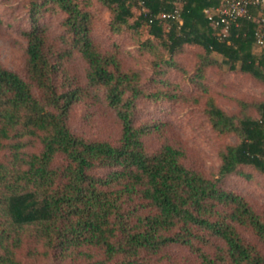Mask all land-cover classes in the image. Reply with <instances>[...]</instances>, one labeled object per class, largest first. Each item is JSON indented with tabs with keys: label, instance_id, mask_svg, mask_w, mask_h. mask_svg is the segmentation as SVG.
<instances>
[{
	"label": "trees",
	"instance_id": "1",
	"mask_svg": "<svg viewBox=\"0 0 264 264\" xmlns=\"http://www.w3.org/2000/svg\"><path fill=\"white\" fill-rule=\"evenodd\" d=\"M225 1L100 0L116 32L135 12L137 21L128 28L147 26L173 56L201 46L198 77L216 64L210 56L216 52L231 70L240 64V72L264 85L260 6L250 7L228 43L204 13ZM29 5L32 17L53 6L65 18L54 38L35 19L22 32L24 76L0 64V264L170 263L173 246L190 253L179 264H264V212L224 188L226 177L242 176L245 168L264 176V99H239V111L231 114L200 85L202 114L215 138L237 139L219 152L220 177L209 178L173 139L169 122L140 118L141 100L183 98L177 85L159 79V67L149 81L154 91L147 93L138 74L96 42L92 15L80 0ZM176 9L171 18L159 17ZM75 56L84 63L82 76ZM95 93L114 115V138L73 129L80 105L95 111L86 114V124L98 113ZM24 241L29 248L22 258Z\"/></svg>",
	"mask_w": 264,
	"mask_h": 264
},
{
	"label": "rangeland",
	"instance_id": "2",
	"mask_svg": "<svg viewBox=\"0 0 264 264\" xmlns=\"http://www.w3.org/2000/svg\"><path fill=\"white\" fill-rule=\"evenodd\" d=\"M82 7L90 11L93 22L92 36L103 51L115 53L123 69L135 71L147 93H152L150 79L156 75V67L167 83L177 85V93L182 99L177 102L165 100H141L138 104L140 118L144 120L167 121L172 125L173 139L186 147L191 160L209 177L219 178L221 161L219 152L229 143H237L232 136L219 141L213 135L203 116L204 96L200 87L208 88L219 106L231 114L239 111V99L255 97L264 99V85L254 82L249 75L240 72V64L231 70L225 56L211 53L216 64L206 67L201 74L205 51L201 46H185L179 54L172 55L167 48L143 25L138 29L128 28L137 21V13L129 18L128 25L119 33L113 29V16L100 0H80ZM85 5V6H84ZM29 0H0V64L10 71L24 76L27 42L22 32L31 28L32 21L46 29L51 38L59 36L63 30L62 12L53 6L32 17ZM150 40L148 46L145 45ZM168 63H167V62ZM77 74L83 75L84 63L75 56L72 59ZM95 106L98 112L86 124L87 113H95L89 105L82 104L76 109L73 129L91 138H114L117 134L116 121L112 111L100 101ZM99 111H98V109ZM105 173V171H101ZM244 175H231L224 179V188L243 195L249 204L260 213L264 212V176L252 168H245ZM21 257L27 255L29 243H23ZM39 252L43 248L37 247ZM20 251V250H19ZM187 249L173 246L168 249V262L152 259L151 264H179L181 257L189 256ZM180 258V259H179ZM167 259V258H166ZM175 259V262H174Z\"/></svg>",
	"mask_w": 264,
	"mask_h": 264
},
{
	"label": "built area",
	"instance_id": "3",
	"mask_svg": "<svg viewBox=\"0 0 264 264\" xmlns=\"http://www.w3.org/2000/svg\"><path fill=\"white\" fill-rule=\"evenodd\" d=\"M141 4L146 6L145 2ZM253 5L260 6V14L257 21L262 29L257 35V42L262 46L264 44V0H226L218 7L206 8L204 13L211 23L222 28L223 39L228 40L232 29L238 27L240 21L248 17L250 7ZM177 13L178 9L173 13H162L159 17L167 19L177 15ZM228 43H230L229 40Z\"/></svg>",
	"mask_w": 264,
	"mask_h": 264
},
{
	"label": "crops",
	"instance_id": "4",
	"mask_svg": "<svg viewBox=\"0 0 264 264\" xmlns=\"http://www.w3.org/2000/svg\"><path fill=\"white\" fill-rule=\"evenodd\" d=\"M218 6H220V5H214V6H211V7H218ZM211 7H209V8H211Z\"/></svg>",
	"mask_w": 264,
	"mask_h": 264
}]
</instances>
